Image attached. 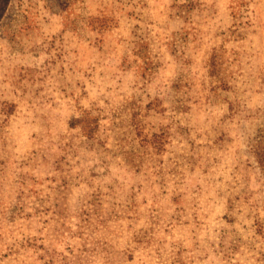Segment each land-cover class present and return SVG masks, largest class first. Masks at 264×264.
I'll list each match as a JSON object with an SVG mask.
<instances>
[{
    "label": "rangeland",
    "instance_id": "obj_1",
    "mask_svg": "<svg viewBox=\"0 0 264 264\" xmlns=\"http://www.w3.org/2000/svg\"><path fill=\"white\" fill-rule=\"evenodd\" d=\"M264 0H0V264H264Z\"/></svg>",
    "mask_w": 264,
    "mask_h": 264
},
{
    "label": "trees",
    "instance_id": "obj_2",
    "mask_svg": "<svg viewBox=\"0 0 264 264\" xmlns=\"http://www.w3.org/2000/svg\"><path fill=\"white\" fill-rule=\"evenodd\" d=\"M255 153L258 157L259 164L264 167V147H261V142L258 144Z\"/></svg>",
    "mask_w": 264,
    "mask_h": 264
}]
</instances>
